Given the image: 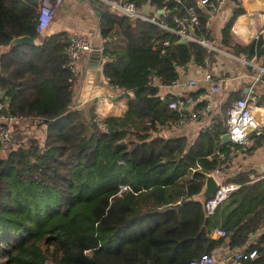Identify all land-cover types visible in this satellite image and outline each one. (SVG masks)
Returning <instances> with one entry per match:
<instances>
[{"label": "trees", "instance_id": "trees-1", "mask_svg": "<svg viewBox=\"0 0 264 264\" xmlns=\"http://www.w3.org/2000/svg\"><path fill=\"white\" fill-rule=\"evenodd\" d=\"M132 1L136 8L148 1L162 9L154 18L171 26V2ZM182 2L198 15L194 36L204 35L205 14L196 0ZM241 12L233 9L223 25V44L230 43L229 26ZM37 13V0H0V47L15 36L39 40L0 52L3 111L43 126L40 143L30 139L0 156L1 264H186L223 242L229 249L255 250L250 262L264 264V174L250 180L252 172L244 171L225 179L239 185L209 215L193 198L205 173H223L228 166L220 168L214 153L225 156L228 150V142L219 140L223 121H212L190 142L157 134V127L175 118L167 103L177 97H159L152 77L170 83L177 67L201 66L205 48L105 6L97 21L101 72L119 89L117 97L128 101L122 115L98 120L91 104L69 107L67 35L40 36ZM263 44L258 35L231 48L264 60L258 51ZM122 184L130 189L117 192ZM216 227L224 235L211 238Z\"/></svg>", "mask_w": 264, "mask_h": 264}, {"label": "crops", "instance_id": "crops-1", "mask_svg": "<svg viewBox=\"0 0 264 264\" xmlns=\"http://www.w3.org/2000/svg\"><path fill=\"white\" fill-rule=\"evenodd\" d=\"M197 9L205 14V33L203 35L210 48L207 52V63L197 65L189 63L184 67H177L178 76L174 82L160 84L155 77L151 82L157 84V95H171L178 97L190 95L195 105L208 101L209 110L205 116L174 127H157V134L163 137L182 136L190 142L202 129L212 121L221 119L225 124L224 104L228 99L235 97H247L257 120H264V84L253 80L255 74L251 66L244 61L250 57L238 51L232 52L231 45L236 43L243 45L249 40L261 36L264 41V0H224L215 9H208L203 5H196ZM240 7L242 12L236 14L229 26V44L221 41V29L232 10ZM100 8L87 0H61L49 11L40 12L38 24L42 27L40 36H47L55 32H64L66 35L73 33H85L90 37L91 44L95 41ZM138 11L146 16L155 17L162 13L160 8L151 5L148 1L137 7ZM113 38L117 39L115 35ZM101 39V38H100ZM38 43V39H33ZM117 42H120L118 39ZM102 43V39H101ZM6 51V46L0 47V52ZM257 59L262 58L257 55ZM256 59V60H257ZM100 55L98 52L88 53L87 57L72 66L73 82L70 108H83L92 105L93 115L101 120L107 116H120L126 109L128 98L117 97L118 92L110 86L104 78L100 67ZM209 72L212 82L219 85L220 89L210 92L211 83L203 78L204 72ZM195 79L196 84L190 86L187 81ZM129 98L131 93L127 92ZM257 101V102H256ZM30 119L21 118L10 123L14 130L21 127H30ZM252 172L257 176L264 174V147L255 145L248 151L233 155L225 171L218 174L219 179L231 178L238 172ZM260 228L259 231L263 230ZM258 231V232H259ZM211 238H217L212 232ZM233 249H229L223 242L210 253L215 257L212 264H223L225 257Z\"/></svg>", "mask_w": 264, "mask_h": 264}, {"label": "built area", "instance_id": "built-area-1", "mask_svg": "<svg viewBox=\"0 0 264 264\" xmlns=\"http://www.w3.org/2000/svg\"><path fill=\"white\" fill-rule=\"evenodd\" d=\"M61 0H37V22L35 26L36 33L42 32V27L38 24L40 12L42 10L49 11L59 3ZM104 4L108 10L115 13L124 15L130 18H140L153 22L161 29L173 33L177 38H183L185 41L196 42L203 47L210 48L203 35L194 36V31L199 26V19L193 5H188L182 2V0H162L164 3L171 2L172 8L176 10V13L170 17L171 26H168L162 20H156L151 16L141 14L134 6L132 0H97ZM224 0H196V5H203L208 9H215L218 5L222 4ZM205 26V20L203 22ZM162 44H169L167 40L162 41ZM101 48V47H100ZM99 48V51H100ZM64 54L66 57L67 66L71 67L79 61L84 60L88 53L92 50L90 37L85 33H73L67 35V41L64 46ZM255 54H252L244 61L247 62L254 70L253 80L264 84V60L257 59ZM207 63V56L202 58V65ZM181 67V66H179ZM203 78L211 83L210 92H216L220 89L219 85L212 82L209 72L203 73ZM174 82L171 81V83ZM187 84L194 86L196 84L195 79H190ZM5 102L0 99V150L9 151L12 149L14 143L11 140V135L8 131V125L10 122L19 118L14 116H7L3 108ZM167 107L175 111L176 116L173 119L165 121V127H174L176 125L186 124L194 121L199 117L205 116L209 110L208 101H204L200 105H195L190 95L178 96L175 100H171L167 103ZM95 119V117H94ZM102 128V126L100 125ZM225 132L228 136V150L226 155L215 151L222 161L219 167L222 168L229 164V161L233 155L249 149L255 145L264 147V120L259 121L254 116L251 105L248 103L247 97L241 96L233 99L227 106L225 112ZM216 179L217 187L212 195L207 198L203 203L204 215L211 214L215 207L228 195V193L238 187L236 182H225L219 179L218 174L220 171L214 170L210 172ZM248 179H255L252 173L247 174ZM130 188L126 184L118 186L117 192L126 191ZM216 237H222L224 230L216 227L211 231ZM256 257L255 250L244 251L242 249H233L224 259L223 264H254L250 260ZM215 257L212 253H200L196 257L188 260L186 264H212Z\"/></svg>", "mask_w": 264, "mask_h": 264}, {"label": "water", "instance_id": "water-1", "mask_svg": "<svg viewBox=\"0 0 264 264\" xmlns=\"http://www.w3.org/2000/svg\"><path fill=\"white\" fill-rule=\"evenodd\" d=\"M87 1L92 3V4H97L100 8H105V5L102 4L101 2L97 1V0H87ZM251 1H255V0H251ZM160 10H162V9H160ZM263 20H264V16H263ZM100 38H101L100 37V31H99V29H97L96 33H95V41L93 44H91V47H92V50L90 51L91 53H93V52L99 53V48L101 46V39ZM184 41L185 40L183 38L178 39V42H184ZM19 44H34V40L27 35L12 37L6 45V50H8L9 48H11L14 45H19ZM258 51L260 53H262L264 51V44L259 47ZM99 55H100V53H99ZM101 63H102V58L100 56L99 64L101 65ZM116 91L119 92V89L117 88ZM219 140L221 143L228 142L227 133L226 132L222 133L219 137ZM216 187H217V182H216L215 177L211 173H205L202 186L200 187V190L195 195H193V198L196 199L197 201H199L203 207L204 201L212 195V193L214 192ZM252 238H253V236H252Z\"/></svg>", "mask_w": 264, "mask_h": 264}, {"label": "rangeland", "instance_id": "rangeland-1", "mask_svg": "<svg viewBox=\"0 0 264 264\" xmlns=\"http://www.w3.org/2000/svg\"><path fill=\"white\" fill-rule=\"evenodd\" d=\"M19 120V119H17ZM17 120H14L10 123H15ZM9 123V125H10ZM30 127H21V128H16L15 130L12 127H9L8 125V131L11 135V140L13 141L14 145L12 147L15 148L19 144H26L27 140L34 139L38 143H40L43 139V126L42 125H36L34 122L31 123ZM11 150V149H10ZM6 153V151H1L0 150V156H3ZM253 178H256L257 175L252 173ZM253 180V179H251ZM225 181V179H224ZM226 182V181H225ZM4 259L0 257V264Z\"/></svg>", "mask_w": 264, "mask_h": 264}]
</instances>
